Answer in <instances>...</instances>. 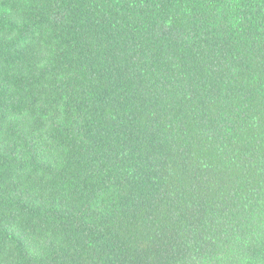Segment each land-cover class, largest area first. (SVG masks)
I'll return each mask as SVG.
<instances>
[{"label": "trees", "instance_id": "16d2710c", "mask_svg": "<svg viewBox=\"0 0 264 264\" xmlns=\"http://www.w3.org/2000/svg\"><path fill=\"white\" fill-rule=\"evenodd\" d=\"M0 264H264V0H0Z\"/></svg>", "mask_w": 264, "mask_h": 264}]
</instances>
